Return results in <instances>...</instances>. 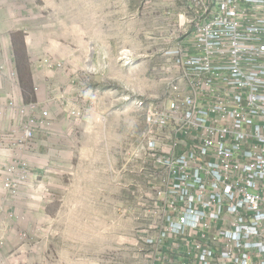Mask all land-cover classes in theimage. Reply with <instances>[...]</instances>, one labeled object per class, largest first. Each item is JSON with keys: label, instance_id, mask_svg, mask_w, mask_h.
Here are the masks:
<instances>
[{"label": "built area", "instance_id": "2783aa9c", "mask_svg": "<svg viewBox=\"0 0 264 264\" xmlns=\"http://www.w3.org/2000/svg\"><path fill=\"white\" fill-rule=\"evenodd\" d=\"M182 1L161 68L165 93L151 103L129 155L133 176L155 191L141 245L150 264H264V0ZM38 67L66 72L50 58ZM9 76L18 79L16 71ZM22 103L19 125L16 101L0 105L6 195L29 183L26 153L53 127L41 102ZM81 110L69 109L70 119Z\"/></svg>", "mask_w": 264, "mask_h": 264}, {"label": "rangeland", "instance_id": "374dc122", "mask_svg": "<svg viewBox=\"0 0 264 264\" xmlns=\"http://www.w3.org/2000/svg\"><path fill=\"white\" fill-rule=\"evenodd\" d=\"M12 1L17 2L18 17L25 19L20 22L23 31L15 36L18 65L24 75L28 76L30 67L28 48L52 53L44 58L61 63L66 71L78 61L96 64L92 73L86 69L79 72L88 80L80 90L72 83V89L61 86L64 104L50 103L48 107L53 119L50 130L85 121H60L61 115L68 116L69 109L76 107L82 109L80 118L88 117L84 122L88 127L90 118L98 114L108 116L103 121L106 129L111 123L118 126L106 135V151L102 148L92 153L89 145L90 153L85 151L77 158L73 148L66 147L65 151L71 150L66 152L70 161L64 175L55 157L49 158L47 171L52 179L42 189L43 198L34 192V200L25 201L34 211L28 215L27 211L24 215L7 211L5 206L14 204L15 199L7 200L1 212L6 225L0 223V264H150L140 229L147 226L145 210L152 205L155 191L147 181L137 180V173L132 174L137 168L128 163L135 151L129 133H143L151 103L165 93L167 75L161 68L178 32L176 10L169 7L170 0ZM91 2H97L94 8ZM32 14L41 19L28 23ZM29 28L36 29L33 36L32 31L26 33ZM75 55L81 58L74 59ZM75 155L81 168L74 174ZM106 185L111 190L110 200L97 193Z\"/></svg>", "mask_w": 264, "mask_h": 264}, {"label": "crops", "instance_id": "0c3cea01", "mask_svg": "<svg viewBox=\"0 0 264 264\" xmlns=\"http://www.w3.org/2000/svg\"><path fill=\"white\" fill-rule=\"evenodd\" d=\"M16 3V1L12 0H0V67L4 66L7 70V74L0 72V105L4 106L11 100L16 101L17 108L13 111L12 120L15 125H19V123L17 122V117H19V107L23 104L22 102L38 100L42 103L43 107L48 108L49 106H51L49 105L51 99L55 97H62L63 93L61 92V86L67 85L69 89H72L69 84L72 83L73 80L75 81L74 88L80 90L83 85L88 82V80L85 79L82 75H78L80 74L79 72H81L82 69H86L89 73H92V67L93 65L96 66V64L93 62L91 64H88V60L84 61L83 63L78 61L76 63H73L72 70L67 69L66 72L39 68L38 64L41 62V60L48 54L52 53H48L41 48L34 52L28 48L27 54L30 62V67L27 72L28 76L24 75V72L20 70L18 65V56L15 50L17 45L15 39L17 38L15 36L23 31V29L21 30L20 27L24 25L20 22L23 20L25 21V19H20L18 17V13L16 11L17 9L15 7ZM95 3L97 2H91V8L95 7ZM169 7H173V10H176V15H178L184 8L183 1L170 0ZM32 15H34V18L27 17L28 23L41 19L39 15H37L36 17L35 14ZM90 21H92V19ZM81 22L82 21L80 19L78 23L81 24ZM34 30L36 29L29 28L26 30V33L28 31H32L31 36H33ZM25 42L27 44L29 43V41ZM77 58L81 57L75 55L74 59ZM13 71L17 72L18 79H13L9 76V73ZM52 85H55L57 87L51 88ZM37 87L39 88V90L35 91V88ZM64 95H66V93H64ZM113 115L115 116V113ZM64 118L70 119L69 115L67 116V114H64L61 115L60 121L63 122ZM87 118L88 117L86 116L85 118H79L78 120L80 121L83 119L86 121ZM107 118V115L106 117H104V115L98 114L95 117L90 118V120H92V123H89V127L88 125H85V121H82L81 123H75L74 127H55L52 130L39 131L37 133L36 138L32 143L31 149L26 153V158L32 163V176L29 183L24 188L11 194L6 195L0 193L1 225H6L5 221L2 220L1 212L3 210V205L8 204L7 200L10 201L15 199L14 204H12L11 206H5L7 211L16 212L17 214L23 215L25 211H27L25 213L27 215L34 211L32 209L33 206L31 207L29 205L26 207L27 202L25 201L26 199L34 200V192H40V196L43 198L42 189L47 188V185L51 183L50 180L52 179V177L48 175L47 171L48 165L50 164L49 158L55 157L56 161L58 162L56 166L62 169V172L60 174L64 175V169L68 167L67 164L70 161L66 160V152L71 150L69 149L65 151V149L66 147L70 146L71 148H73L72 151L76 153V155H78V157L75 155V159H73L72 162L73 172L75 174L81 168V165L79 163H75L76 161H78L76 159L82 157L85 151H87L88 153H90V151L92 153H99L102 148H105L106 151L108 143L106 135H110V128H112L113 126H118L117 124L111 123L108 125V129H106L103 121L105 120L106 122ZM7 122L4 120L2 126H8L9 122ZM6 131L7 129L1 130L2 133H6ZM129 135L131 136L130 143H134L138 133H129ZM121 138L122 137L120 136V139ZM85 139H87L86 145H84ZM123 139L125 140V138ZM102 143H104L105 147H102ZM123 144L125 143H122V145ZM89 145L91 146V150L88 147ZM55 146H57L58 148H53ZM51 148H53V153H51ZM98 161L99 159L96 160L94 164H96ZM94 164L91 167L92 169L95 166ZM57 176H59V173H57ZM92 176L95 179H99L97 178V175L95 173H92ZM103 179L106 180L105 178ZM97 193L101 194L103 196L102 198L104 199H111V190L109 189V187H107V185L105 188L99 189ZM20 205H22L21 209L20 211H17V207H19Z\"/></svg>", "mask_w": 264, "mask_h": 264}]
</instances>
